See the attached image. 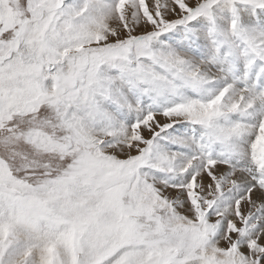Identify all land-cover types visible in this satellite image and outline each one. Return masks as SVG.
I'll return each instance as SVG.
<instances>
[{
    "label": "snow or ice",
    "instance_id": "snow-or-ice-1",
    "mask_svg": "<svg viewBox=\"0 0 264 264\" xmlns=\"http://www.w3.org/2000/svg\"><path fill=\"white\" fill-rule=\"evenodd\" d=\"M0 264H264V0H0Z\"/></svg>",
    "mask_w": 264,
    "mask_h": 264
}]
</instances>
